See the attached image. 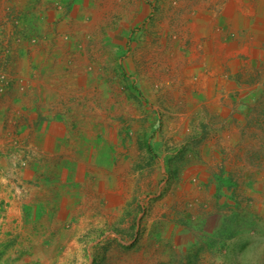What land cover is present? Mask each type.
I'll use <instances>...</instances> for the list:
<instances>
[{"label":"rangeland","instance_id":"1","mask_svg":"<svg viewBox=\"0 0 264 264\" xmlns=\"http://www.w3.org/2000/svg\"><path fill=\"white\" fill-rule=\"evenodd\" d=\"M12 81L0 264H264V0H0Z\"/></svg>","mask_w":264,"mask_h":264},{"label":"crops","instance_id":"2","mask_svg":"<svg viewBox=\"0 0 264 264\" xmlns=\"http://www.w3.org/2000/svg\"><path fill=\"white\" fill-rule=\"evenodd\" d=\"M16 47H18V46H13V51H11L12 54H10V55H8L6 57L7 60H8V62H10V63L12 62V60H14V59L17 58L16 57L17 55H20V53L23 52L22 50L17 49ZM14 50H16V52ZM25 93H27V92L24 91V89H21L20 83L17 82V81H12V82H9V83L1 84L0 85V135H2V129H3L4 122L5 121H11L13 119L14 115H15L13 113V111H14V107L13 106H16V105L21 106L22 105V102H24V99L26 98ZM6 103L7 104L10 103V105L12 106V108H11V106L8 107L7 105H4ZM6 107H8V109ZM11 109H13L12 112H11ZM16 113H19V112H16ZM13 122H16V121L13 119ZM20 128H21V126L19 127V129ZM7 130H8L7 128L4 130L5 133H6L4 135L5 138L7 137L8 134L11 136L10 133H7ZM17 132L18 131L16 130L15 131V133H16L15 136L16 137H20L21 138V137L24 136L23 132H21V133H17ZM12 135H13V133H12ZM37 135L38 134H35L34 133L33 136L36 137ZM34 142H35V140L32 138V139H30L29 144L32 145ZM13 149L16 150L17 148L14 146ZM45 149H47V148L40 147V148H38L37 152L39 154H43L46 151ZM48 152H50V151H48ZM3 153H6V151H4V146H2V142H0V167L8 168V166L3 165V163L9 164V165L10 164L11 165H14L15 162L12 161V159L10 157H8V156L6 157V156L2 155ZM40 157H42V156H40ZM233 175L234 174H233L232 171H227L226 170L223 174L219 173L216 176L218 178H223L222 180L225 183L224 185H225L226 189L229 187L231 189L230 192L234 193V190H235V192H236L235 194H237L240 191L236 188V182H237L236 179H235L236 176L234 175L235 176L234 177ZM2 179L3 178L1 177L0 178V181H2ZM241 180L244 183H246L245 184V186H246L245 188L246 189H245L244 193H245V195L247 197H245L244 200H247L249 198L250 193L253 194V190H252L253 188H256L257 189V194L261 195L262 197L264 196V181H259L258 180L256 182V181H253V179H251L249 177H243ZM252 186H255V187H252ZM258 190H260V191L258 192ZM0 197H3L5 199V196H3V192L0 193ZM234 197H236V196L234 195ZM239 198H241V197H239ZM239 198L236 197V199H239ZM7 200H9V199L6 198L5 201H7ZM261 200L264 201V198H261ZM10 202H11V204L7 208V213L10 216L11 215L12 216H16L18 214V211L16 209L17 207L14 206V201H10ZM25 204H29L28 203V200L25 201Z\"/></svg>","mask_w":264,"mask_h":264},{"label":"built area","instance_id":"3","mask_svg":"<svg viewBox=\"0 0 264 264\" xmlns=\"http://www.w3.org/2000/svg\"><path fill=\"white\" fill-rule=\"evenodd\" d=\"M3 78V76H1Z\"/></svg>","mask_w":264,"mask_h":264}]
</instances>
